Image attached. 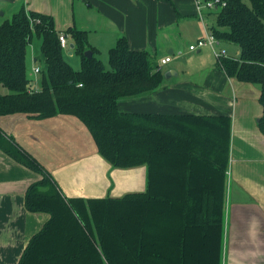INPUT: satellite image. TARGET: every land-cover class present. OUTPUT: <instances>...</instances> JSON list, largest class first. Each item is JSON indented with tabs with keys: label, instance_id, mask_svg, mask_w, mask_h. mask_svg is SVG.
<instances>
[{
	"label": "trees",
	"instance_id": "trees-1",
	"mask_svg": "<svg viewBox=\"0 0 264 264\" xmlns=\"http://www.w3.org/2000/svg\"><path fill=\"white\" fill-rule=\"evenodd\" d=\"M218 1L224 6L213 12L210 32L239 54L217 58V66L259 87L257 127L264 136V0ZM61 33L73 42L79 70L64 58ZM86 34L74 27L59 32L50 15L23 7L1 23L0 86L7 93H0V116L77 118L113 169L145 167V191L66 198L50 173L0 129V151L40 176L25 191L26 211L49 217L17 264H221L231 118L120 111L119 100L151 94L165 74L147 51L131 50L125 37L108 50L105 70ZM35 36L43 68L39 90L31 91L25 61Z\"/></svg>",
	"mask_w": 264,
	"mask_h": 264
},
{
	"label": "crops",
	"instance_id": "crops-1",
	"mask_svg": "<svg viewBox=\"0 0 264 264\" xmlns=\"http://www.w3.org/2000/svg\"><path fill=\"white\" fill-rule=\"evenodd\" d=\"M22 7L50 15L59 32L69 27L87 31L96 55L107 54L120 37L126 38L131 50L149 51L151 47L157 52L164 47L168 54L178 55L180 40L197 41L211 28L205 20L211 13L199 20L193 0H0V24ZM66 40L71 44L69 37ZM226 47L229 57L239 54L236 46L227 43ZM67 54L73 57L72 51ZM156 54L159 61L167 57ZM38 57L37 51H31L32 63ZM181 60V83L170 82L169 76L179 71L171 72L157 90L118 102V109L231 118L221 264H264V136L257 127L262 114L259 87L227 77L213 55ZM25 62L27 67V57ZM34 68L39 67L34 65L30 71ZM38 74L31 77L35 91L40 85ZM0 129L50 173L66 198H120L145 191V167L113 169L98 154L86 127L73 116L43 120L24 114L0 116ZM38 180V174L0 151V264H17L29 239L49 218L24 207L27 187Z\"/></svg>",
	"mask_w": 264,
	"mask_h": 264
},
{
	"label": "rangeland",
	"instance_id": "rangeland-1",
	"mask_svg": "<svg viewBox=\"0 0 264 264\" xmlns=\"http://www.w3.org/2000/svg\"><path fill=\"white\" fill-rule=\"evenodd\" d=\"M246 4H248V1L247 0H243ZM82 10V9H81ZM215 12V11H214ZM75 15L77 14V10H75V13H74ZM81 14H83V12L81 11ZM205 14V13H204ZM6 18V20H9L10 18H11V16H5ZM215 17H216V15H215V13H211V14H209V15H206V17H205V20H206V23H207V25H208V27H215L216 26V23H215ZM55 23V22H54ZM75 28V27H74ZM77 29V28H76ZM79 30V29H78ZM81 31H84V32H86L87 34V45L90 47V48H92L91 46H90V44L92 43V42H90V39H89V34H88V32L87 31H85V30H81ZM69 40H70V42H71V44L69 43L68 45H67V52H69V51H72L73 52V48H71L70 47V45H73V42H72V40L69 38ZM92 40V39H91ZM40 39L39 38H37L36 36L35 37H33V39H32V43L27 47V51H26V57H27V67H26V71H27V75H28V77L31 79V80H33L31 77H33V76H35L34 75V73L32 72V71H30L31 70V68L35 65L36 67H39V68H43V62H42V59L39 57V59H38V61L36 62V64H34V63H32L31 62V58H30V53H31V51H33V50H35V51H37V54H38V56H39V52H40ZM157 42H160L159 41V38H156V44H157ZM195 42H196V40H194V38H183L182 40H180V48H181V50H180V54H175V55H170V54H168L167 52H168V49H165L164 47H162V48H160V49H158V51L157 52H154V49L153 48H148L149 49V51H148V53L151 55V57H152V59H153V61L155 62V63H158V65H159V67H160V70H161V72L163 73V74H165V75H167L168 76V74L169 73H171V72H175V73H177V71H179V73L177 74V76H169V78L168 79H171V81L170 82H175V83H181V64L183 65V60H181V58L182 59H186V58H188V57H190V56H198V55H200V54H207L209 57H211L212 55H213V57H214V54H213V52L211 51V49L210 48H208V47H205V48H203L202 50H201V53L199 54V53H195V51H189V49H188V46L190 45V44H195ZM229 44H231V43H229ZM232 46H234L235 47V45H233V44H231ZM164 46V45H163ZM227 46V42H220V44H219V46L217 47L218 48V50L219 51H224V52H226L228 55L230 54V49L228 48V47H226ZM70 47V48H69ZM73 47H74V45H73ZM236 48V47H235ZM102 51V50H101ZM67 52L66 51H64L63 52V54H64V58H65V60L67 61V63H69V65L74 69V70H79V68H80V58H79V56L78 55H76L74 52H73V57H71V58H68V54H67ZM86 52V51H85ZM108 53V52H107ZM156 53H161L162 55H165V56H167V57H169V58H171V62L170 63H168V64H164V65H161L160 64V61L158 60V58H157V54ZM181 54H182V56H181ZM96 56V58L99 60V61H101V63H102V65H103V67H104V69L105 70H110V67H109V65H108V59H107V54L105 53V52H101L99 55L97 54V55H95ZM215 58V57H214ZM169 68H171L170 70H169V72L167 71V69H169ZM173 69H175V70H173ZM37 77H38V80L40 81V74H38L37 75ZM33 83V82H32ZM0 93H2V94H4V93H7V90L6 89H4L3 87H1L0 86ZM126 100H129V99H121V100H119V103L121 104V103H123V102H125ZM181 109V108H180Z\"/></svg>",
	"mask_w": 264,
	"mask_h": 264
},
{
	"label": "built area",
	"instance_id": "built-area-1",
	"mask_svg": "<svg viewBox=\"0 0 264 264\" xmlns=\"http://www.w3.org/2000/svg\"><path fill=\"white\" fill-rule=\"evenodd\" d=\"M193 1L195 4L197 17L201 21H203V18L205 15L204 13L217 11L224 6V4L220 3L218 0H214V1H212V0L211 1L193 0ZM66 38L67 37L64 36V34H62V33L59 34V36H58L59 44H60V47L62 48V50H66V48H67ZM219 44H220V41L218 39H216L210 31H206L204 36L201 39H198L195 42V44L189 45L188 49H189V51H198V50H201L205 47H208L212 50L215 59L220 58V57H228L226 52L218 50L217 47L219 46ZM169 61H170V58L166 57L160 61V64L164 65V64H167ZM158 67H159V65H158ZM157 70H160V67L157 68ZM33 72H34V74H38L39 68H34ZM30 90L35 91L34 88H32V84L30 85Z\"/></svg>",
	"mask_w": 264,
	"mask_h": 264
},
{
	"label": "water",
	"instance_id": "water-1",
	"mask_svg": "<svg viewBox=\"0 0 264 264\" xmlns=\"http://www.w3.org/2000/svg\"><path fill=\"white\" fill-rule=\"evenodd\" d=\"M71 48H73V45L70 46ZM84 57L87 59L92 58V52L90 50H87L86 52H84ZM168 76L165 75V78H167Z\"/></svg>",
	"mask_w": 264,
	"mask_h": 264
}]
</instances>
